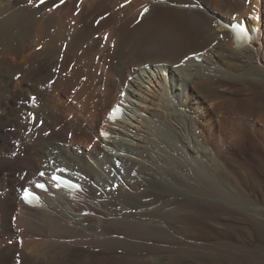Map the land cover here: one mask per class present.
Here are the masks:
<instances>
[{
    "label": "bare ground",
    "instance_id": "bare-ground-1",
    "mask_svg": "<svg viewBox=\"0 0 264 264\" xmlns=\"http://www.w3.org/2000/svg\"><path fill=\"white\" fill-rule=\"evenodd\" d=\"M260 150L264 0H0V264H264Z\"/></svg>",
    "mask_w": 264,
    "mask_h": 264
},
{
    "label": "snow or ice",
    "instance_id": "snow-or-ice-1",
    "mask_svg": "<svg viewBox=\"0 0 264 264\" xmlns=\"http://www.w3.org/2000/svg\"><path fill=\"white\" fill-rule=\"evenodd\" d=\"M30 2H31V0H30ZM39 2H40V4H43L45 2V0H39ZM60 3L61 4L64 3V0H60ZM56 6L58 7L59 5H56ZM147 11H148V8L145 7L144 12H147ZM141 15H143V13ZM41 175H43V173H41ZM41 187H43V186L41 185ZM25 195H26V198H27L28 196L31 195V193L26 192Z\"/></svg>",
    "mask_w": 264,
    "mask_h": 264
},
{
    "label": "rangeland",
    "instance_id": "rangeland-1",
    "mask_svg": "<svg viewBox=\"0 0 264 264\" xmlns=\"http://www.w3.org/2000/svg\"><path fill=\"white\" fill-rule=\"evenodd\" d=\"M151 9V7H149V10ZM220 16H221V14H220V12L218 13ZM135 71H138V67H136L135 68ZM41 90V89H40ZM22 105V104H21ZM144 105V104H143ZM22 106H25V105H22ZM135 124V123H134ZM133 124V125H134ZM133 127H135L136 128V124H135V126H133ZM244 151H246V152H244ZM243 152L244 153H246V154H250L251 153V150L250 149H246V150H244ZM249 151H250V153H249ZM80 152H82V150L81 149H79V151H78V153H80ZM260 152H262L263 154H264V152L262 151V150H260ZM83 154V153H82Z\"/></svg>",
    "mask_w": 264,
    "mask_h": 264
}]
</instances>
